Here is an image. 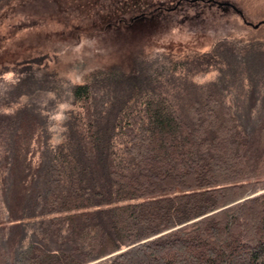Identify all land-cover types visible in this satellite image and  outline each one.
<instances>
[{"label":"trees","instance_id":"trees-1","mask_svg":"<svg viewBox=\"0 0 264 264\" xmlns=\"http://www.w3.org/2000/svg\"><path fill=\"white\" fill-rule=\"evenodd\" d=\"M43 59L0 71V264H264V38Z\"/></svg>","mask_w":264,"mask_h":264},{"label":"rangeland","instance_id":"rangeland-1","mask_svg":"<svg viewBox=\"0 0 264 264\" xmlns=\"http://www.w3.org/2000/svg\"><path fill=\"white\" fill-rule=\"evenodd\" d=\"M218 1L237 6L251 25L217 4L158 11L176 0H11L0 9V71L44 57L48 71L78 83L94 69L127 67L136 57L206 49L225 37L264 38V0ZM3 77L14 76L8 70ZM70 106L61 104L53 114L55 134Z\"/></svg>","mask_w":264,"mask_h":264},{"label":"flooded vegetation","instance_id":"flooded-vegetation-1","mask_svg":"<svg viewBox=\"0 0 264 264\" xmlns=\"http://www.w3.org/2000/svg\"><path fill=\"white\" fill-rule=\"evenodd\" d=\"M218 0H176L175 5L172 7H167L165 5H160L157 9L158 11H177L179 8H181L184 5H191V4H217ZM221 6L224 10H227L229 8H232L231 5H219Z\"/></svg>","mask_w":264,"mask_h":264},{"label":"water","instance_id":"water-1","mask_svg":"<svg viewBox=\"0 0 264 264\" xmlns=\"http://www.w3.org/2000/svg\"><path fill=\"white\" fill-rule=\"evenodd\" d=\"M219 5H221V4H223V5H231V7L235 10V11H237L239 14H240V16L243 18V20H244V22L246 23V24H249V25H251L250 23H248V21L244 18V16H243V12L237 7V6H235L234 4H232V3H230V2H221V1H218L217 2ZM255 28L256 27H258V26H254Z\"/></svg>","mask_w":264,"mask_h":264}]
</instances>
